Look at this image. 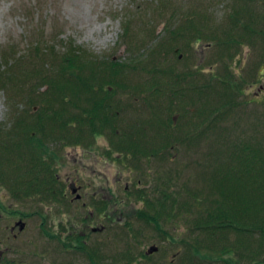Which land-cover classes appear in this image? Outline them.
<instances>
[{"label": "rangeland", "instance_id": "obj_1", "mask_svg": "<svg viewBox=\"0 0 264 264\" xmlns=\"http://www.w3.org/2000/svg\"><path fill=\"white\" fill-rule=\"evenodd\" d=\"M158 1L161 0H0L2 70L7 69L4 54L16 52L22 63L13 68V73L31 78L43 65L30 55V48L38 43L46 48L47 42V48L53 45L62 56L75 43L95 57L121 59L132 66L148 58L159 68L172 66L176 74L201 70L198 85L206 83L212 75L217 78L210 98L206 102L193 98L196 107L186 114L177 102L172 109L169 94L156 98L155 102L151 100L148 89L153 77L139 66L129 69L128 91L111 95L114 98L111 107L123 105L117 126L120 131L129 132L126 144L147 149H143L138 160L125 155L121 162L107 154L112 144L105 136L79 145L50 141L49 151L42 154L40 161L44 163L42 175L47 179L52 177L47 169L51 164L58 176L55 185L65 197L60 201L37 196L23 198L0 181V264H94L93 260L98 264H127L133 259V264H228L220 256L225 249L231 250L225 257L234 259L232 264H264V236L259 231L242 234L231 228L215 233L195 229L204 211L201 207L208 202L213 204L218 196L200 195L198 202L193 196L197 190L209 189L217 170L227 166L225 151L232 144H251L264 149L262 41L257 40V46H250L248 39H244L246 47L239 49L232 62L230 59L224 62L220 59L221 49L209 38L217 29L221 39H226L228 32L235 33L230 14L242 12L243 22L251 12L263 16L264 0H165L164 15L160 14L162 10H157ZM204 18L208 37L202 43L192 44V48L184 34L174 38L166 33L168 29H184L189 21L198 24ZM126 21L130 25L132 45L129 36L122 37ZM161 43L164 46L159 50V60H152L150 51ZM46 69L51 73L57 71L51 65ZM232 72L237 81L248 84L243 86L244 93L237 95L238 107L233 113L228 105L224 106L226 100L222 97L227 86L220 83ZM39 80L35 77L32 81L41 88L37 95L44 97L48 87H42ZM138 85H146V93L136 92ZM41 98L25 104L24 97L16 99L0 85V144H15L12 157L17 163H31L39 158L38 150L24 142L23 131L19 129L32 122L41 109L50 107ZM216 107L219 108L214 111ZM222 108L224 114H221ZM161 119L170 125V135ZM190 125L192 129L198 126L197 140L181 143L178 139L184 137V130ZM171 142L174 143L167 150L162 147ZM160 148L165 150L163 155L167 160L158 157ZM151 150L157 154L153 155ZM50 151L56 152L53 158L48 155ZM222 175L225 174L216 177ZM226 179L231 180L232 174L221 178L224 184H228L223 181ZM75 181L83 186L81 202H73L71 185ZM164 190H168L171 200L167 208L160 209L161 233L143 218L136 217V210L153 214L149 203L156 205ZM228 190L231 188L227 185L225 191ZM233 192L234 197L241 193ZM101 200L111 202H108L110 210L102 215L99 214L101 206L107 202L101 203ZM84 202L88 203L86 207ZM199 202L200 208H197L194 204L199 206ZM186 203L195 206L192 213L183 208ZM20 220L26 225L24 230L16 226ZM93 228L98 230L93 232ZM70 236L86 240V250L65 251L58 238L68 242ZM151 247L158 251L147 254ZM89 248L93 257L88 255ZM193 249L199 250L201 258L192 262Z\"/></svg>", "mask_w": 264, "mask_h": 264}, {"label": "trees", "instance_id": "obj_2", "mask_svg": "<svg viewBox=\"0 0 264 264\" xmlns=\"http://www.w3.org/2000/svg\"><path fill=\"white\" fill-rule=\"evenodd\" d=\"M157 7L159 12L161 10L163 11L160 14L164 15V12H167L165 0L158 1ZM241 13L236 12L235 14H230L232 28L235 30L234 34L233 32H228L226 39H221L218 37L217 29L211 33L215 35L209 37L212 39L211 41H215L217 46L221 49L222 57H220V59L224 62H226L227 59H230L232 62V58H236L239 49L246 47L244 39H248V44L250 46H257V40H261L263 45L261 47L264 49V15H253L251 12L249 18L243 22L240 19ZM172 16L173 15H171L168 20L171 19ZM205 23H207L206 18L198 22V24L189 21L188 26L184 29L182 28L183 30L176 28V30L169 31L168 29L166 33H169V35H172L174 38H181L180 34H184L189 40V48H192V44L197 45L202 43L204 39L208 37L209 29H207L208 25ZM129 26L130 25L126 21L124 23V33L122 37L126 38L129 36V42L132 45L133 42L129 33ZM203 27H206V30H203ZM46 43L47 42H45L46 48L40 47L38 43L29 50L30 55L32 54L34 57H37L40 64L42 63L43 65L40 66L38 70L34 71L31 78L26 74L21 75L20 73L16 75L13 73V68L22 63L21 56L19 55L21 59L17 58L16 52H12V54L5 53L3 59L7 69L2 70V68H0V85H2L5 90L11 92L14 98L24 97L25 104L27 103L30 105L33 99L42 97L41 101L45 100L50 106L49 108L41 109V111L39 110L40 113L36 115L32 122H27L26 126H24V124L21 125V128H25L19 129L20 132L23 131L24 142H26V144H32L33 149L38 150L36 151L39 156L38 160L34 159L31 163H26L25 160V163L22 161L21 163H17L12 157L15 152L13 150L15 144H0V181L2 184L10 187L11 191L14 190L16 196L23 198L37 196L47 198L49 201H60L64 199L65 194L61 191V188L59 189L55 185L58 182V176L51 164L47 165V169L52 177L47 179L45 178L46 176L42 175L41 165L44 163L40 161L43 160L42 154L49 151L47 144L52 140H55L57 143L79 145L89 144V140L95 141L98 137L105 136L110 139L112 144V147L107 149V154L110 157L121 162H123L125 155H128L127 157L131 155L133 160L139 159L143 149L147 148L135 144H126V140H129L127 139L129 132L120 131L117 126V121L123 105L111 107V103L114 102V98H112L111 95L116 93L118 95L121 91H128L126 81L131 77L130 75L128 77L129 69H138L137 66H139L140 69L145 70L153 77L148 89V93H150L152 98L151 100L154 99L153 101L155 102V100L160 99V97L169 94L172 97V109H174V106L178 103L182 109L181 111L186 114L191 108L196 107V98L199 99L200 102L204 100L206 102L210 98V95L213 93V85L217 81V78L212 75L206 83L198 85V79H200L203 74L201 70H190L184 74H176L172 66L159 68L157 64H154V61L153 64L150 63L148 58L144 60L140 59L137 66H135V64L132 66L121 59H102L95 57L90 52L76 46L75 43L71 44L70 48L66 49V54L60 56L53 45L47 48L48 43ZM162 46H164V43L157 44L154 50L150 51L149 56L153 57L152 60H159L157 57L160 54L159 50ZM262 53L261 55L264 56V50H262ZM17 60H19V62H17ZM44 61H47V63ZM144 61H146V63ZM50 65L57 69L56 73H51L46 69V66ZM263 65L264 59L260 63V66ZM35 77L40 78L39 81L42 83V87L43 85L48 87L44 97L37 95L41 88H39L38 83H33L32 80ZM162 77L165 79H162ZM162 80L166 81L161 82ZM204 80H206V78H204ZM220 83L227 86L224 87L226 91L223 93L224 97H222V99L226 100L224 106L228 105V109H231L230 111L233 113L238 107V103L236 102L237 95L243 94L245 90L243 86L247 87L248 84L244 80H241V82L237 81L234 72H232V74L227 73L226 78L224 76ZM29 84H31L30 87L28 86ZM145 86L138 85L136 92L140 91V93H146L145 90L147 87ZM25 92L26 94H24ZM80 102H84L85 104ZM106 102L109 103L107 104ZM218 108L219 107H216L214 111ZM172 111L173 110L170 112ZM221 114H224L223 108ZM161 124L169 133L170 131H168V129L170 125L168 126L167 120L161 119ZM190 130H194V132ZM184 132H186L184 137L178 139L184 144L194 139L197 140L198 134L200 133L198 131V126L192 129L191 125L190 127L187 126ZM174 140H177V138ZM170 141H173L171 136ZM174 142L163 144L162 147L167 150ZM165 150L159 149L158 157H161L162 160H167L165 158L166 156L163 155ZM151 152L153 155L157 154L152 150ZM225 152L227 153L225 158L229 161L227 166L221 167V172L217 170L216 174H214L215 176H213V180L210 181L209 189L203 191L197 190L198 192L193 193V196L196 197V202H198L197 197L200 195H206L208 198H215L216 195L218 196L217 201H213V204L208 202V204L205 203L204 206L201 207L204 211H202L201 218L196 222L194 227L198 230H208L211 233H215L216 230L224 228H231L233 231L241 232L242 234H250L251 232L259 231L264 236V149L261 146H254L251 144H232V146L228 148V152ZM55 154L50 151L48 155L52 156ZM114 154H118V157H113ZM220 157L221 155L218 156L219 159ZM17 158L18 160L20 159L19 157ZM229 173L232 174V179L223 180L228 183L224 184L221 178ZM219 174L225 175H222L223 177L221 178H219V176L216 177V175ZM227 185L231 190L225 191ZM232 190L235 194L241 193L238 194L237 197H234L232 195ZM164 191L165 192L161 194L162 197L157 200L156 205L154 202L149 203L147 199L143 198L144 201L149 203V207L154 211L153 214L147 210H136V217L143 218L148 224L153 225L161 233H163V230L159 219V217L162 216L160 209L167 208L168 200L171 197L168 190ZM109 203L111 202L109 201ZM175 203L176 201L174 200L173 204ZM194 205L200 208V202L199 206L196 204ZM194 205L186 203L183 208L192 213L191 211L195 208ZM109 207L101 206L102 210L99 214L102 215L108 212L110 210ZM19 222L23 221L20 220ZM17 224L18 222L16 226ZM94 231H96V229L93 228V232ZM70 237L71 239L68 242L58 238L65 251L70 252V250H77L81 252L86 250V240L75 236ZM91 251L92 250L89 248L88 255L93 257L94 255H92ZM149 251H147V254H149ZM198 251V249L197 251L193 249V256L195 257L192 258V262L196 258H201ZM230 251L229 249H225L220 255L221 259L228 264L234 262V259L225 257L227 254L230 255ZM88 259H90V257H88ZM93 262L94 264H98L95 260H93ZM133 263L134 259L129 260L127 264Z\"/></svg>", "mask_w": 264, "mask_h": 264}, {"label": "flooded vegetation", "instance_id": "obj_3", "mask_svg": "<svg viewBox=\"0 0 264 264\" xmlns=\"http://www.w3.org/2000/svg\"><path fill=\"white\" fill-rule=\"evenodd\" d=\"M74 191L76 192V193H74ZM83 191V186H81V185H79L78 183H77V181H75V182H73V184L71 185V195H73L74 197H75V199H74V201L73 202H81V201H83V199H84V195H82L81 194V192ZM86 195V194H85ZM72 201V200H71ZM107 202V200H101V203H106ZM109 202V201H108ZM108 202L106 203V207H109L108 206ZM88 205V203L87 202H84L83 203V206H87ZM102 206H104V205H102ZM94 229H96V230H98V228H94ZM104 229V226H102V228L100 229L101 231Z\"/></svg>", "mask_w": 264, "mask_h": 264}, {"label": "water", "instance_id": "obj_4", "mask_svg": "<svg viewBox=\"0 0 264 264\" xmlns=\"http://www.w3.org/2000/svg\"><path fill=\"white\" fill-rule=\"evenodd\" d=\"M74 192H75V191H74ZM17 226H19L21 230H24V228L26 227L25 223H23V222H18ZM156 251H158V248H156V247H152V248L150 249V251H149V254H151V253H153V252H156Z\"/></svg>", "mask_w": 264, "mask_h": 264}]
</instances>
